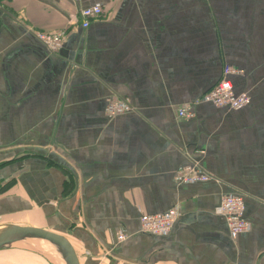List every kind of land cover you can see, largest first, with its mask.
Instances as JSON below:
<instances>
[{
    "label": "crops",
    "instance_id": "crops-1",
    "mask_svg": "<svg viewBox=\"0 0 264 264\" xmlns=\"http://www.w3.org/2000/svg\"><path fill=\"white\" fill-rule=\"evenodd\" d=\"M54 31L56 55L35 38ZM225 67L241 110L199 102ZM113 98L129 111L107 117ZM193 161L211 180L176 184ZM225 195L248 232L215 214ZM171 208L167 236L139 232ZM0 224L65 236L80 264H264V0H0Z\"/></svg>",
    "mask_w": 264,
    "mask_h": 264
},
{
    "label": "built area",
    "instance_id": "built-area-1",
    "mask_svg": "<svg viewBox=\"0 0 264 264\" xmlns=\"http://www.w3.org/2000/svg\"><path fill=\"white\" fill-rule=\"evenodd\" d=\"M100 14L101 7L98 4L80 10L79 15L82 19L81 28L86 29L89 21ZM35 38L53 55L58 54L65 44V34L63 31L36 33ZM240 73V70L225 67L220 80L201 96L199 102L210 104L215 108L233 111L246 107L250 103V96L247 92L235 93L229 80V76L240 75ZM127 111H129L128 103L119 98H113L105 109L106 115L109 118H114ZM177 115L184 120L193 117L192 113L186 108H180ZM209 180H211V176L202 169L200 163L194 161L178 168L174 175V182L179 185L195 184ZM244 210L243 199L234 195L223 196L215 209V214L225 220L227 231L231 237L250 230V226L244 218ZM177 217L178 212L174 208L158 214H142L139 218V232L150 236H167ZM114 238L116 243H122L128 238V235L124 231H118Z\"/></svg>",
    "mask_w": 264,
    "mask_h": 264
},
{
    "label": "water",
    "instance_id": "water-1",
    "mask_svg": "<svg viewBox=\"0 0 264 264\" xmlns=\"http://www.w3.org/2000/svg\"><path fill=\"white\" fill-rule=\"evenodd\" d=\"M29 241L48 244L55 252L53 259H58L60 264H80L67 237L32 226L0 224V250L9 249L13 244H20L28 250L39 253L27 244Z\"/></svg>",
    "mask_w": 264,
    "mask_h": 264
},
{
    "label": "rangeland",
    "instance_id": "rangeland-1",
    "mask_svg": "<svg viewBox=\"0 0 264 264\" xmlns=\"http://www.w3.org/2000/svg\"><path fill=\"white\" fill-rule=\"evenodd\" d=\"M31 242H33V241H31ZM27 244L30 245L29 242ZM36 248H37V251L41 255L39 253L35 252V251H31V250L26 249L23 245H20V244H13L10 250L13 251V252H17L18 254H22V255H33V256H36V258H38V260L40 262H42V263L45 262L46 264H60L58 259H55V258L53 259V257L55 255L53 253H51L50 251H48L45 248L40 247V246H36L35 250H36ZM82 261L83 260H81L80 262L82 263Z\"/></svg>",
    "mask_w": 264,
    "mask_h": 264
},
{
    "label": "bare ground",
    "instance_id": "bare-ground-1",
    "mask_svg": "<svg viewBox=\"0 0 264 264\" xmlns=\"http://www.w3.org/2000/svg\"><path fill=\"white\" fill-rule=\"evenodd\" d=\"M29 243L34 249L36 246H40V247L45 248L46 250L50 251L51 253H53L55 255V252L53 251V249L46 243H37V242H31V241H29ZM36 251H37V248H36Z\"/></svg>",
    "mask_w": 264,
    "mask_h": 264
}]
</instances>
